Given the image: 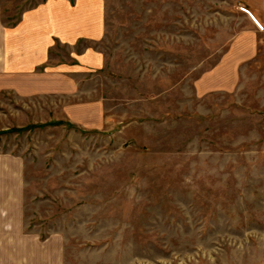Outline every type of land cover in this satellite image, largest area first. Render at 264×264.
<instances>
[{"label":"rangeland","instance_id":"1","mask_svg":"<svg viewBox=\"0 0 264 264\" xmlns=\"http://www.w3.org/2000/svg\"><path fill=\"white\" fill-rule=\"evenodd\" d=\"M100 4L94 65L0 75V215L56 264H264V0Z\"/></svg>","mask_w":264,"mask_h":264},{"label":"crops","instance_id":"2","mask_svg":"<svg viewBox=\"0 0 264 264\" xmlns=\"http://www.w3.org/2000/svg\"><path fill=\"white\" fill-rule=\"evenodd\" d=\"M95 1L97 2L95 10L93 0H48L25 11L19 26L7 30L8 34L5 28L3 32L6 37L0 38V75L22 76L20 81L30 80L29 77H24L27 75V70L35 64H38V67L45 66L49 62L47 60L53 59L55 56L53 50H56L59 45L72 51L71 61L54 60L49 73L63 74L64 69L67 72L78 71L85 68L84 65H94V61L100 58L99 55L94 53L88 45L81 49L77 45L87 42L88 39L102 38V25L98 19L102 4L99 5V0ZM57 50L62 53L60 48ZM58 56L57 59H59ZM40 68L42 70L44 67ZM45 79L47 80V77ZM11 82L14 81L11 80ZM10 89L15 90V88ZM13 185L14 183L11 184V188ZM4 186V182L1 183L0 190ZM3 200L4 204L0 199V208H7L9 214H12L14 206L11 204L8 207L5 199ZM10 217L12 218V215L7 218L0 215V264H32L33 261H35L34 264L40 262L45 264L43 258L47 253H53L51 264H56V260L60 263V260L56 258V250L52 249V252H49L46 248V244L49 245L52 242H58L59 245V240H50L49 243L40 237L24 236L26 235L24 230L20 235L17 232L15 234Z\"/></svg>","mask_w":264,"mask_h":264}]
</instances>
